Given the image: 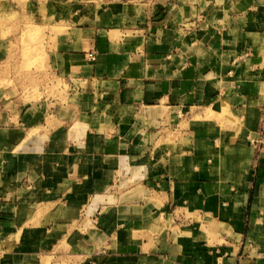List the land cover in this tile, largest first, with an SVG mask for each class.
I'll list each match as a JSON object with an SVG mask.
<instances>
[{
    "label": "crops",
    "instance_id": "0c3cea01",
    "mask_svg": "<svg viewBox=\"0 0 264 264\" xmlns=\"http://www.w3.org/2000/svg\"><path fill=\"white\" fill-rule=\"evenodd\" d=\"M33 2L62 31L53 95L0 101V264H264V0Z\"/></svg>",
    "mask_w": 264,
    "mask_h": 264
},
{
    "label": "rangeland",
    "instance_id": "374dc122",
    "mask_svg": "<svg viewBox=\"0 0 264 264\" xmlns=\"http://www.w3.org/2000/svg\"><path fill=\"white\" fill-rule=\"evenodd\" d=\"M34 0H0V101H39L46 93L45 51L62 28L47 29L33 17ZM64 20V19H63ZM64 22L58 20L57 27ZM56 34V35H55ZM48 84V83H47ZM57 85V89H59ZM44 88L43 93L39 90ZM59 91V90H58ZM53 93V92H52ZM59 93V92H58Z\"/></svg>",
    "mask_w": 264,
    "mask_h": 264
},
{
    "label": "built area",
    "instance_id": "2783aa9c",
    "mask_svg": "<svg viewBox=\"0 0 264 264\" xmlns=\"http://www.w3.org/2000/svg\"><path fill=\"white\" fill-rule=\"evenodd\" d=\"M86 58L90 62L95 60V56H94V54L92 52L88 53Z\"/></svg>",
    "mask_w": 264,
    "mask_h": 264
}]
</instances>
